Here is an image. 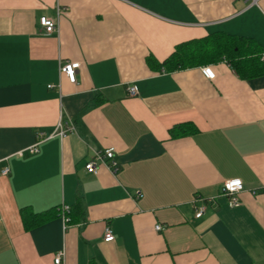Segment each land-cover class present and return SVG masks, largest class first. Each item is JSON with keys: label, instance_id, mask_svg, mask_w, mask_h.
<instances>
[{"label": "crops", "instance_id": "obj_1", "mask_svg": "<svg viewBox=\"0 0 264 264\" xmlns=\"http://www.w3.org/2000/svg\"><path fill=\"white\" fill-rule=\"evenodd\" d=\"M215 33L264 59V0H0V264H264V74L161 65ZM109 148L118 170L87 171Z\"/></svg>", "mask_w": 264, "mask_h": 264}, {"label": "trees", "instance_id": "obj_2", "mask_svg": "<svg viewBox=\"0 0 264 264\" xmlns=\"http://www.w3.org/2000/svg\"><path fill=\"white\" fill-rule=\"evenodd\" d=\"M262 57L249 39L215 33L177 44L161 65L167 71H174L227 60L240 77L250 78L264 74Z\"/></svg>", "mask_w": 264, "mask_h": 264}, {"label": "built area", "instance_id": "obj_3", "mask_svg": "<svg viewBox=\"0 0 264 264\" xmlns=\"http://www.w3.org/2000/svg\"><path fill=\"white\" fill-rule=\"evenodd\" d=\"M63 8L60 5H57L56 7V16L55 17H49V16H41L39 19V23L42 26L44 32L46 34H51L53 33L57 28H58V23H59V18L62 13ZM80 63L78 62H67V63H62L60 65V72L64 73L71 82L75 83L76 82V69L79 67ZM203 73L206 75V77L212 79L215 77L214 71L211 69L210 66H205L203 68ZM53 85H50L52 87ZM128 93L129 95L133 96L137 94V88L136 86H130L128 88ZM73 127L68 128V129H63L60 125L59 127V134L64 137L66 136V132L68 130H71ZM39 141L35 143L33 146L29 147L30 152H36L37 145ZM102 165H107L113 172H116L119 167L118 161L115 159L114 156V149L109 148L105 150H100L96 151L93 155V157L86 163V169L87 171L91 173H97L98 169ZM3 174L9 173V168H5L2 171ZM238 182V183H237ZM243 182L241 179H226L222 185V193L226 196L229 197V202L230 205L234 206L238 204V198L237 195L243 190ZM197 200V199H196ZM194 200V202L196 201ZM205 206L201 205L196 209L195 216L197 218H200L204 212H205ZM70 212V207L69 205L64 204L61 207V215L63 217L64 223L67 224L70 221V218L68 216ZM156 229L160 230L162 229V226L156 225ZM105 240L106 241H113L114 240V235L111 231L110 228H107L105 231ZM65 259H66V252L64 249L58 251L55 255L54 262L55 264H65Z\"/></svg>", "mask_w": 264, "mask_h": 264}, {"label": "snow or ice", "instance_id": "obj_4", "mask_svg": "<svg viewBox=\"0 0 264 264\" xmlns=\"http://www.w3.org/2000/svg\"><path fill=\"white\" fill-rule=\"evenodd\" d=\"M238 183V182H237Z\"/></svg>", "mask_w": 264, "mask_h": 264}]
</instances>
